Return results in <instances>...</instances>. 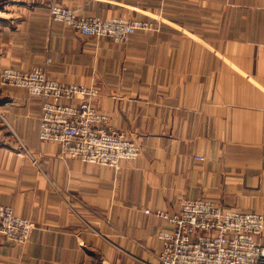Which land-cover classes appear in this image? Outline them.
<instances>
[{
    "label": "crops",
    "instance_id": "1",
    "mask_svg": "<svg viewBox=\"0 0 264 264\" xmlns=\"http://www.w3.org/2000/svg\"><path fill=\"white\" fill-rule=\"evenodd\" d=\"M55 1L152 25L117 43L51 21L45 0H0V74L46 64L96 86L141 153L118 169L64 156L38 139L39 96L0 84V203L33 223L25 243L0 234V264H160L172 226L152 211L184 199L264 218V0Z\"/></svg>",
    "mask_w": 264,
    "mask_h": 264
},
{
    "label": "built area",
    "instance_id": "2",
    "mask_svg": "<svg viewBox=\"0 0 264 264\" xmlns=\"http://www.w3.org/2000/svg\"><path fill=\"white\" fill-rule=\"evenodd\" d=\"M47 9L51 21L83 35L110 37L117 43H125L134 32L152 25L136 17L82 15L53 0L48 1ZM0 84L22 87L39 96L38 139L58 143L64 156L114 169L139 157L140 145L110 128L108 115L92 103L98 95L96 86L52 78L46 64L29 69L5 66ZM152 213L172 226L158 232L160 264H264V246L257 241L264 230V218L258 212L226 208L199 197L184 199L174 212L156 209ZM32 230L30 218L0 203V234L8 241L25 243Z\"/></svg>",
    "mask_w": 264,
    "mask_h": 264
},
{
    "label": "rangeland",
    "instance_id": "3",
    "mask_svg": "<svg viewBox=\"0 0 264 264\" xmlns=\"http://www.w3.org/2000/svg\"><path fill=\"white\" fill-rule=\"evenodd\" d=\"M45 1H49V0H45ZM53 1H55V0H53ZM57 2V1H56ZM5 3V2H4ZM4 11H7L6 9L4 10ZM1 14V13H0ZM124 17V16H123ZM126 17V16H125ZM131 17H136V18H141L142 19V17H139V16H131Z\"/></svg>",
    "mask_w": 264,
    "mask_h": 264
}]
</instances>
